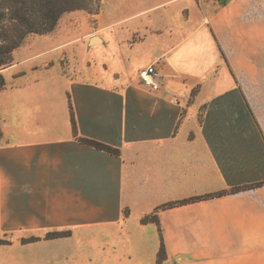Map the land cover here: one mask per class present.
Returning <instances> with one entry per match:
<instances>
[{
    "label": "crops",
    "instance_id": "1",
    "mask_svg": "<svg viewBox=\"0 0 264 264\" xmlns=\"http://www.w3.org/2000/svg\"><path fill=\"white\" fill-rule=\"evenodd\" d=\"M10 59L0 229L70 231L93 264H264V0H100Z\"/></svg>",
    "mask_w": 264,
    "mask_h": 264
},
{
    "label": "trees",
    "instance_id": "2",
    "mask_svg": "<svg viewBox=\"0 0 264 264\" xmlns=\"http://www.w3.org/2000/svg\"><path fill=\"white\" fill-rule=\"evenodd\" d=\"M81 1L85 0H0V29L3 30L0 33V67L10 63L11 52L28 33L43 34L51 31L62 13L76 9L90 13L98 11L100 0H90L95 2L93 9L81 6ZM3 84L0 75V87ZM84 141L96 148L111 150L97 141ZM160 249H164L162 244Z\"/></svg>",
    "mask_w": 264,
    "mask_h": 264
},
{
    "label": "rangeland",
    "instance_id": "3",
    "mask_svg": "<svg viewBox=\"0 0 264 264\" xmlns=\"http://www.w3.org/2000/svg\"><path fill=\"white\" fill-rule=\"evenodd\" d=\"M221 1L224 2L225 0ZM94 3L85 0L81 1L80 5L87 9H93ZM2 31L0 29V33ZM154 219L155 217L151 216L145 220ZM70 233V231L61 230L0 229V264H93L94 259L91 254L84 258V261L76 259L75 245L72 242L74 240H65L66 237H70ZM61 238L63 240H60ZM166 258L165 248H159L157 264H162Z\"/></svg>",
    "mask_w": 264,
    "mask_h": 264
},
{
    "label": "built area",
    "instance_id": "4",
    "mask_svg": "<svg viewBox=\"0 0 264 264\" xmlns=\"http://www.w3.org/2000/svg\"><path fill=\"white\" fill-rule=\"evenodd\" d=\"M138 77L143 85L151 89H158L161 81V72L156 63L147 65L138 71Z\"/></svg>",
    "mask_w": 264,
    "mask_h": 264
}]
</instances>
